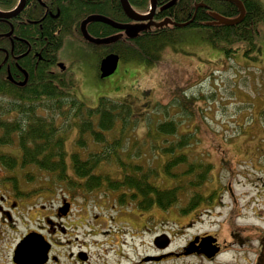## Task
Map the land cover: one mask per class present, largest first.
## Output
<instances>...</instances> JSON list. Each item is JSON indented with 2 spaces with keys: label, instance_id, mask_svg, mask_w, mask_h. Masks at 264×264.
Masks as SVG:
<instances>
[{
  "label": "rangeland",
  "instance_id": "obj_1",
  "mask_svg": "<svg viewBox=\"0 0 264 264\" xmlns=\"http://www.w3.org/2000/svg\"><path fill=\"white\" fill-rule=\"evenodd\" d=\"M260 34L259 54L253 53L245 46L247 42H243L236 48L233 56L227 57L201 37L202 31L198 28H185L180 32L177 42L168 44L161 50L160 62L148 64L135 58L121 60L117 70L105 78L99 76L100 62L95 50L85 42L74 39L67 42L66 39L61 58L67 64L70 63V71L74 72L80 86L76 94L88 106L96 107L100 97H110L130 106L133 122L126 131L128 140L125 141L124 154H133V160L136 161L131 163H141L146 168L152 166L162 174L163 165L171 155L161 148L174 145L180 140L178 135L185 134L188 137L191 134L182 151L191 158L202 159L214 165L212 179L202 190L209 194L211 190L218 189L219 195L215 199H224L225 205L213 211L227 213L231 211L230 202L233 199H238V210L247 208L248 200L256 199L258 177H264V173L252 172L249 166L251 163L245 160L256 146L261 148L257 152V158L263 159L264 156V25H260ZM253 55L256 58H252ZM182 96L192 98L190 109L184 107ZM166 120L177 123L176 134L158 133L157 125ZM58 124L62 125V118L58 119ZM65 124L69 125L68 122ZM119 128L120 125H117V129ZM65 135L66 149L73 152L77 149V128L73 126ZM165 138L168 140L164 141ZM90 147L88 151L99 148L94 144H90ZM0 150L18 154L15 145L0 146ZM82 155L85 156L83 153ZM260 159L257 161L261 162ZM114 161L109 165H102L101 170L113 176L119 175L120 169ZM261 164L264 165V160ZM27 172H33L37 178L32 182L26 181ZM11 174L4 168L0 170V177ZM15 174L22 178L23 191L35 192L23 196L78 199V208L84 205L81 199H92L93 204L91 206L89 203L88 208L93 209L94 218L96 215L100 217L95 221V232L112 229V237L101 234L95 236V239L109 249V261H122V264L139 263L141 256L155 253V236L170 226L177 231L178 224L181 221L186 222L180 211L187 205L188 198L181 195L179 202L167 211L155 207L152 212L153 230L142 229L141 235L133 239L129 236L128 225L124 221L142 226L143 215L138 214H144L145 211L133 205L127 211L123 210L127 215L119 211V204L114 211L110 206L112 203L117 204L113 199L116 194L108 192L107 195L101 191H79L76 194L64 184L53 181L52 175L38 171V167L34 165L24 171L16 169ZM42 175L44 179L41 178ZM156 180L162 186L174 185L172 180L164 176L156 177ZM229 183L231 191L228 189ZM10 191L11 187L7 183H0V193H12ZM97 199L100 202H96ZM117 213L118 217L113 224L109 221L111 225H98L102 219H108L109 215L116 216ZM224 217H215L217 223L212 224L215 218L203 215L199 218L200 222H195L190 229L181 233L174 240V244H184L192 235L207 230L218 229L219 233L228 236L227 225H219V222L223 223ZM82 220V217L78 218L80 229H84V226L81 227ZM115 237V240H110ZM121 240L124 246H121ZM93 249L97 251L99 248ZM102 249L99 250L100 258L103 257Z\"/></svg>",
  "mask_w": 264,
  "mask_h": 264
},
{
  "label": "trees",
  "instance_id": "obj_2",
  "mask_svg": "<svg viewBox=\"0 0 264 264\" xmlns=\"http://www.w3.org/2000/svg\"><path fill=\"white\" fill-rule=\"evenodd\" d=\"M129 1L145 11L150 0ZM165 1L161 0L160 4ZM241 1L246 10L242 21L233 25H207L203 21L212 17L202 16L206 10L204 6L197 8L195 13L197 3L202 2L205 6L209 4L213 10L230 17L240 13L238 6L227 0H176L169 7L170 17L173 15L174 20L191 21L189 25H169V29L161 28L152 37H141L122 44L121 40L105 44L103 46L108 47L105 52H114L125 61L135 58L155 64L161 60V50L166 45L177 42L183 29L199 27L206 36L204 38L227 57L233 56L236 48L243 42H247L245 46L249 50L259 54L260 25H264V0ZM72 2L71 7H67L65 11L67 19L74 16L83 19L90 12H103L106 6L102 0ZM108 2L109 7L115 8L119 15H125L120 0ZM0 3L7 5L12 0H0ZM252 58H256V55ZM46 68L48 67L34 72L25 87H16L7 79H0V146L15 145L18 150V154L0 150V170L4 168L12 173L0 177V183H7L11 187L10 192L17 196L35 193L23 191L22 178L15 174L16 169L24 171L34 165L38 167V171L52 175L53 181L64 184L76 194L79 191L111 192L116 194L113 199L117 205H135L143 211L155 207L167 211L179 202L181 195L188 198L187 205L181 210L183 212L196 208L204 199L216 198V189L209 194L202 190L212 179L214 165L202 159L191 158L182 151L191 134L188 137L185 134L178 135L180 140L174 145L161 148L171 155L163 165L162 174L152 166L146 168L141 163H131L136 161L133 160V154H124L125 141L128 140L126 131L133 122L130 106L110 97H100L98 105L90 107L77 96L76 90L80 86L73 74L53 75ZM182 100L184 107L190 109L192 98L182 96ZM59 118H62V125L58 124ZM117 125H120L119 129ZM73 126L78 133L75 139L77 149L69 152L66 149L65 132ZM157 131L163 135L176 134L177 123L166 120L157 125ZM166 140L168 139L165 138L164 141ZM90 144L99 148L88 151ZM112 160H115L120 169L117 176L100 168L102 165H109ZM161 176L172 180L174 185H160L156 177ZM25 178L32 182L37 176L33 172H27Z\"/></svg>",
  "mask_w": 264,
  "mask_h": 264
},
{
  "label": "flooded vegetation",
  "instance_id": "obj_3",
  "mask_svg": "<svg viewBox=\"0 0 264 264\" xmlns=\"http://www.w3.org/2000/svg\"><path fill=\"white\" fill-rule=\"evenodd\" d=\"M108 1L102 0V3H106L103 12H90L83 19H79L77 16L69 19L65 17V11L67 7H71L72 0H12L11 4L1 3L0 37H6V41L3 42L0 38V79H7L16 87H25L34 72H39L45 66L48 67L46 68L48 73L53 75L63 73L74 75V72L70 71V63L67 64L61 58V51L66 39L67 42L74 39L87 43L95 50L99 62L107 54L114 53L105 52L108 47L94 44L85 39L82 22L91 15L109 17L122 24L147 25L131 38L124 29H119L103 21L95 20L86 24V29L91 36L116 37L113 42L121 40L120 44L124 41L138 40L141 37H152L161 28L169 29V25L181 27L171 22L162 23L166 19H171L179 24L187 22L174 20L173 15L170 17V6H165L171 0H166L161 4V0H157L153 11L150 1L148 9L145 11L131 4L137 13L151 14V17L146 20L133 19L124 10L125 15H119L115 8L109 7ZM203 6L206 7V10L202 16L212 17L203 21L207 25L217 24L212 12L230 17L220 11L213 10L209 4ZM199 7L196 6L195 13ZM4 13H8V15H4ZM201 37H206L203 32ZM120 60H122L121 57ZM260 150L259 146L254 147L245 160L251 163L249 166L252 172L263 174L264 165L261 162L264 160V156L263 159L256 156ZM258 159L261 162H258ZM258 178L259 186L255 195L256 199H249L247 208L243 207L238 210L236 207L238 199H233L230 202L231 211L216 213L213 209L223 207L225 200L204 199L196 208L185 212L180 211L186 222L182 223L183 221H181L177 231L172 226L162 231L161 235L165 234V238L169 241L166 246L161 247L155 244L154 239L153 250L155 253L147 254L145 257L141 256L139 263L131 262V264H167L169 262L259 264L264 241V177ZM228 187L231 191L230 183ZM216 192L218 196V189ZM77 200L39 199L38 196L0 193V264H122V261H109L107 259L109 249L104 243L95 239L98 234L109 236L112 229L95 232V221L100 217L96 215L94 218L93 209L89 210L88 208L89 203L91 206L93 204L92 199H81L84 205L79 208ZM131 206L133 205H129L126 209L124 206H120L119 211L128 215L125 211ZM110 207L114 211L117 210L115 203H112ZM153 210L154 208L145 211L144 214H138L143 215L142 226L135 225L131 221H124L128 225L131 238L139 237L142 229L153 230ZM118 213L116 216H107L108 219H102L98 225L109 224V221L113 224L116 222ZM203 215L210 218L225 216L223 223L219 222V225H227L228 236L219 233L218 229L207 230L192 235L184 244L175 245L174 240L181 233L190 229L195 222H200L199 218ZM79 217L83 219L81 227L84 226V229H80ZM211 223L216 224V218ZM112 236L110 235V237ZM115 239L116 237L110 240ZM121 246H124L122 240ZM93 247L99 249L95 251ZM101 248H103V253H101L103 257L100 258L99 250Z\"/></svg>",
  "mask_w": 264,
  "mask_h": 264
},
{
  "label": "water",
  "instance_id": "obj_4",
  "mask_svg": "<svg viewBox=\"0 0 264 264\" xmlns=\"http://www.w3.org/2000/svg\"><path fill=\"white\" fill-rule=\"evenodd\" d=\"M227 1H231V2L235 3L239 8L240 14L237 17H225V16L218 14L216 12H212L213 16L215 17V23H217V24L223 23V24H227V25H233V24H236V23L242 21L245 17L246 10H245V7H244L241 0H227ZM150 2H151V6H152V11H153L157 5V0H150ZM175 2H176V0H171L165 7L170 6ZM120 3L122 5L124 12L129 17H131L133 19L146 20L149 17H151V14L144 15V14L137 13V11L132 7L129 0H120ZM203 5H205V4L204 3H198L197 4V6H203ZM4 15H8V13H4ZM95 20L109 23V24H111L114 27H117L119 29H124L126 31V34L128 36H130L131 38H133L136 34H138V32L141 29H143L144 26H147V25L139 26V25H132V24H122V23L116 22L115 20H113L112 18H109V17L100 16V15H91V16L87 17L82 22V31L85 35L86 40H88L94 44H97V45L98 44H100V45L109 44V43L113 42L116 39V37H93V36H91L86 29V24L90 21H95ZM165 22H169V23L171 22V23H173L175 25H179V26H186L191 21L179 24V23L173 22L171 19H166L162 23H165ZM118 62H119V56L117 54L110 53V54L106 55L101 60V63H100V71H101L100 76L102 78H105V77L109 76L110 74L114 73L118 67ZM165 237L166 236H164V235L157 236V238L155 239V244H158L161 247L166 246V244L169 241ZM259 264H264V241H263V249L261 252Z\"/></svg>",
  "mask_w": 264,
  "mask_h": 264
},
{
  "label": "bare ground",
  "instance_id": "obj_5",
  "mask_svg": "<svg viewBox=\"0 0 264 264\" xmlns=\"http://www.w3.org/2000/svg\"><path fill=\"white\" fill-rule=\"evenodd\" d=\"M202 3V2H201ZM198 4V3H197ZM2 8V4L0 3V9ZM181 27H184V26H181ZM2 40H3V42H5L6 41V37H0ZM4 64V63H3ZM0 68H1V66H0Z\"/></svg>",
  "mask_w": 264,
  "mask_h": 264
}]
</instances>
